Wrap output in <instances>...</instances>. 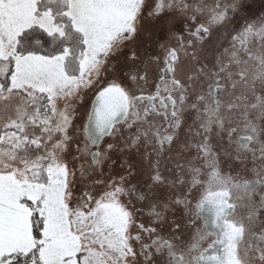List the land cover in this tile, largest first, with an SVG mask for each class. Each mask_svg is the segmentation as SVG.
Listing matches in <instances>:
<instances>
[{
  "label": "snow or ice",
  "instance_id": "snow-or-ice-1",
  "mask_svg": "<svg viewBox=\"0 0 264 264\" xmlns=\"http://www.w3.org/2000/svg\"><path fill=\"white\" fill-rule=\"evenodd\" d=\"M0 264H264V0H0Z\"/></svg>",
  "mask_w": 264,
  "mask_h": 264
}]
</instances>
